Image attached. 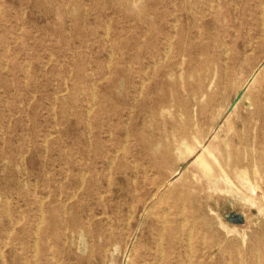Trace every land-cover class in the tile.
I'll use <instances>...</instances> for the list:
<instances>
[{"label": "rangeland", "instance_id": "rangeland-1", "mask_svg": "<svg viewBox=\"0 0 264 264\" xmlns=\"http://www.w3.org/2000/svg\"><path fill=\"white\" fill-rule=\"evenodd\" d=\"M262 10L0 0V264H264Z\"/></svg>", "mask_w": 264, "mask_h": 264}, {"label": "bare ground", "instance_id": "bare-ground-1", "mask_svg": "<svg viewBox=\"0 0 264 264\" xmlns=\"http://www.w3.org/2000/svg\"><path fill=\"white\" fill-rule=\"evenodd\" d=\"M262 11H264V10H262ZM263 14V13H262ZM263 23H264V21H263ZM262 23V24H263ZM22 29V28H21ZM176 31V30H175ZM112 55V54H111ZM160 60V59H159ZM109 65V64H108ZM106 67H108L107 65H106ZM108 70H109V67L107 68ZM254 78L255 77H253L250 81H249V83L245 86V88L247 89L248 87H249V85H250V83L254 80ZM144 83V82H143ZM67 88V87H66ZM141 91V90H140ZM242 91V90H241ZM94 92V91H93ZM93 92H92V94H93ZM56 97V96H55ZM94 99V98H93ZM94 109V108H93ZM87 110V109H86ZM92 113V111L89 113V114H91ZM89 125V124H88ZM3 137V136H2ZM49 137H50V134H49ZM213 137V134H211L210 135V138H212ZM208 140L209 139H207V142H204V143H201L200 144V146H201V149L198 151V152H196V153H194V155H193V158L195 159V160H198V161H200V160H202V154L201 153H203V151H206L207 149H208ZM46 144V143H45ZM122 149H123V147H122ZM114 163V162H113ZM189 163V162H188ZM204 163V162H203ZM215 163V162H214ZM186 165L187 164H184L183 165V167H181L182 169L181 170H183L185 167H186ZM221 170V169H220ZM178 173H180V172H178ZM178 173H176L177 175H178ZM87 175V174H86ZM110 177V176H109ZM174 177V176H173ZM177 177V176H176ZM83 181V180H82ZM109 182V181H108ZM71 197H74V196H71ZM262 197V196H261ZM252 205V204H251ZM169 210V209H168ZM40 211V210H39ZM165 214V213H164ZM42 217V216H41ZM23 220H24V218H22ZM164 219V218H163ZM42 221V220H41ZM129 221V220H128ZM185 221V220H184ZM162 224V223H161ZM38 225V224H37ZM38 228V227H37ZM181 229V228H180ZM39 232V231H38ZM34 233V232H33ZM190 233V232H189ZM187 239V238H186ZM189 239V238H188ZM133 241V240H132ZM160 242V241H159ZM161 247V246H160ZM130 248V247H129ZM3 249H5V248H3ZM131 249V248H130ZM1 252V251H0ZM128 253V252H127ZM189 253H190V251H189ZM161 254V253H160ZM191 254V253H190ZM126 256H127V254H126ZM35 257V256H34ZM186 257H188V256H186ZM35 259V258H34ZM161 260H162V258H161ZM34 261H36V260H34Z\"/></svg>", "mask_w": 264, "mask_h": 264}, {"label": "water", "instance_id": "water-1", "mask_svg": "<svg viewBox=\"0 0 264 264\" xmlns=\"http://www.w3.org/2000/svg\"><path fill=\"white\" fill-rule=\"evenodd\" d=\"M246 88L244 90H242L235 98V100L232 102V104L230 105L229 109L227 110V114H229L234 108L235 106L238 104V102L241 100L244 92H245ZM183 167V165L181 166ZM240 222H243V219H241L240 217ZM125 264V263H124Z\"/></svg>", "mask_w": 264, "mask_h": 264}]
</instances>
